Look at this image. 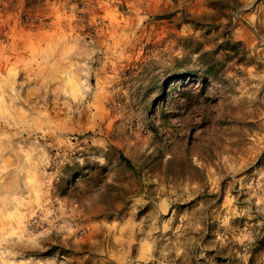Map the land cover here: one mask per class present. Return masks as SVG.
<instances>
[{"label": "rangeland", "instance_id": "obj_1", "mask_svg": "<svg viewBox=\"0 0 264 264\" xmlns=\"http://www.w3.org/2000/svg\"><path fill=\"white\" fill-rule=\"evenodd\" d=\"M263 237L264 0H0V264H264Z\"/></svg>", "mask_w": 264, "mask_h": 264}, {"label": "trees", "instance_id": "obj_2", "mask_svg": "<svg viewBox=\"0 0 264 264\" xmlns=\"http://www.w3.org/2000/svg\"><path fill=\"white\" fill-rule=\"evenodd\" d=\"M120 159H121V160H124V159H122V157H120ZM262 248H264V237H263L262 239L258 240V241L255 243V247H254V249H255L256 251H259V250L262 249ZM216 259H218L217 261H218L219 264H229L228 261H227V259H223V260H222V259H219L218 257H217ZM247 264H255V263L253 262V257H251V258L249 259V261H248Z\"/></svg>", "mask_w": 264, "mask_h": 264}]
</instances>
